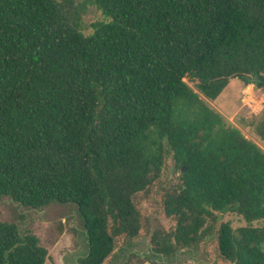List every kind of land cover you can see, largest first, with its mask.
I'll return each mask as SVG.
<instances>
[{
  "label": "trees",
  "instance_id": "trees-1",
  "mask_svg": "<svg viewBox=\"0 0 264 264\" xmlns=\"http://www.w3.org/2000/svg\"><path fill=\"white\" fill-rule=\"evenodd\" d=\"M91 8L103 19L86 31ZM233 79L264 87V0H0V195L74 204L88 246L76 264H103L117 235H138L133 197L169 152L173 245L155 250L192 246L229 211L247 225H220L219 255L264 264V149L208 102ZM249 127L264 146V104ZM47 259L0 219V264Z\"/></svg>",
  "mask_w": 264,
  "mask_h": 264
},
{
  "label": "rangeland",
  "instance_id": "rangeland-1",
  "mask_svg": "<svg viewBox=\"0 0 264 264\" xmlns=\"http://www.w3.org/2000/svg\"><path fill=\"white\" fill-rule=\"evenodd\" d=\"M102 19V15L91 8L84 17L86 31H91V25ZM185 81L195 88L192 80L185 78ZM208 102L228 123L239 128L248 139L264 149L249 127L254 110L264 104V87L254 84L246 86L233 79L216 101ZM179 175L172 155L166 152L160 175L146 190L133 197L140 213L138 235L133 238L125 233L117 235L114 251L103 264H230L219 255L217 249L220 225L228 222L233 229H237L247 223L241 216L229 211L214 212L208 218L200 239L192 246L175 251L170 256L155 250V242L165 248L173 245L175 220L165 215L163 201L168 191L180 186ZM0 219L14 223L22 236L35 234L40 244L48 250L46 264H76L77 258L87 252L83 220L72 203L63 204L53 200L42 208L33 209L20 205L9 196L0 195ZM253 225L263 226L264 220L256 221Z\"/></svg>",
  "mask_w": 264,
  "mask_h": 264
}]
</instances>
